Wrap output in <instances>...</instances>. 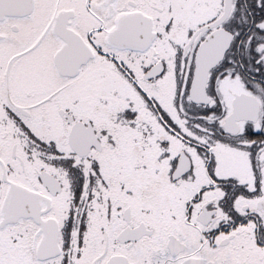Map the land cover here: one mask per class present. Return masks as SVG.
Returning <instances> with one entry per match:
<instances>
[{"label": "snow or ice", "instance_id": "1", "mask_svg": "<svg viewBox=\"0 0 264 264\" xmlns=\"http://www.w3.org/2000/svg\"><path fill=\"white\" fill-rule=\"evenodd\" d=\"M0 264H264V0H0Z\"/></svg>", "mask_w": 264, "mask_h": 264}]
</instances>
